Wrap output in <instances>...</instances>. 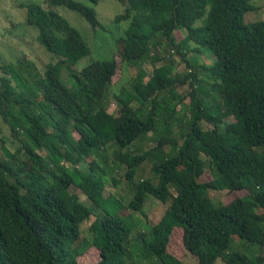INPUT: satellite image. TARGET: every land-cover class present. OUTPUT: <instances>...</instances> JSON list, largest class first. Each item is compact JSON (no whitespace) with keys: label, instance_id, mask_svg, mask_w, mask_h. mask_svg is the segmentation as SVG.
Returning <instances> with one entry per match:
<instances>
[{"label":"trees","instance_id":"trees-1","mask_svg":"<svg viewBox=\"0 0 264 264\" xmlns=\"http://www.w3.org/2000/svg\"><path fill=\"white\" fill-rule=\"evenodd\" d=\"M251 1L122 0L113 21L129 23L115 40L117 52L79 70L75 64L90 52L82 34L53 9L22 5L25 23L37 28V41L54 55L41 73L34 72V62L0 64V117L20 142L14 151L0 143V264H80L77 257L91 246L99 256L93 264H129L133 223L128 210L143 213L147 195L169 204L141 237L139 254L132 251L146 264H185L168 250L170 244L196 256L195 264H213L217 258L226 264H264V19L244 21V14L256 8ZM48 3L102 27L92 5ZM177 29L183 31L180 40ZM164 45L175 52L155 66L161 59L156 48ZM202 48L215 56L202 65L214 79L210 85L197 76V59L188 57ZM117 57L138 71L129 89L121 87L116 94L119 108L112 114L104 100L119 68ZM146 60L154 65L149 76L139 70ZM179 63L189 70L176 72ZM63 71L71 78L69 86ZM201 82L217 91L219 104L234 117L223 131L215 115L220 105L203 98L197 89ZM182 84L190 87V116L178 142L171 135L179 111L176 88ZM163 90L171 94L169 101L160 100ZM134 101L139 105L133 107ZM145 104L150 106L143 113ZM156 115L163 123L156 145L141 153L126 151L138 136L156 130ZM20 130L27 140L19 137ZM108 144L117 146L110 162L97 155ZM166 144L174 152L152 163V177L133 183L136 167ZM202 153L215 170L208 180ZM105 177L116 188L121 179L131 183L125 204L114 193L105 195ZM209 189H226L232 197L216 204ZM91 217L90 238H81L82 224ZM176 227L180 231L174 235ZM232 236L256 244L257 253L230 251Z\"/></svg>","mask_w":264,"mask_h":264},{"label":"rangeland","instance_id":"rangeland-1","mask_svg":"<svg viewBox=\"0 0 264 264\" xmlns=\"http://www.w3.org/2000/svg\"><path fill=\"white\" fill-rule=\"evenodd\" d=\"M85 3L86 5H92L96 10V15L102 27L93 28L90 23L77 11L72 10L64 5H51L49 6L48 0H0V64L4 63H14L16 64L19 60L34 62L36 69L34 72L41 73L47 62H49L54 54L47 52L42 45L37 41L38 30L32 25L25 23L26 17V6L28 4H39L44 9H53L64 17L73 27H75L84 37L87 42L90 52L89 54L82 57L74 66V69L79 70L81 67L87 65L95 59L105 60L110 59L117 52V47L115 40L123 35L125 29L128 26L129 20H121L118 23L113 21V17L118 12L122 11L124 5L122 0H98L96 4H92L88 0H77ZM252 4L256 6L255 9L247 11L244 14V21L251 22L256 20L264 19V0H252ZM197 24L200 21L196 22ZM176 40H180L183 37V31L177 29L174 32ZM165 46V45H164ZM193 46V44H192ZM204 52L190 51L188 57L191 59H197L196 61V72L197 76L200 79H208L206 72L202 69L203 64H209L215 59V56L212 52L208 51L205 48L201 49ZM156 51L160 53L161 59L154 63L155 66L164 64L169 60V54H174L175 48L171 46H165L163 48H156ZM55 58V57H54ZM118 61H119V57ZM154 65L151 61L146 60L143 64L140 65L139 70L144 72L146 76H149L152 72ZM188 67L184 63H179L176 67V72L183 74L188 71ZM137 66H128L124 63H120L117 73L114 76L111 86L106 90L104 104L107 110L112 114L118 113L119 104L116 100V94L119 93L121 87L129 89V83L131 78L137 73ZM1 74V73H0ZM63 77L66 84L69 86L71 84V78L66 76V72L63 71ZM209 85L213 83L214 79H208ZM202 83V84H201ZM201 86H197V89L201 91L203 98L211 106L218 104L220 107L215 115L217 116V122L219 129L223 131L226 124L234 121V117L231 113L227 112L221 104H219V97L217 96V91H214L206 82H201ZM189 91L190 87L187 84L178 85L176 88V94L178 99H174L177 102V109L179 111L176 113L178 120L174 121L172 129V137L175 138L178 142H181V134L188 130L189 125ZM205 93V94H204ZM171 94L167 90H163L160 94V100L163 102V97L166 101L170 100ZM169 99V100H168ZM161 102V103H162ZM133 107L139 105L138 102H132ZM149 104L143 105V113L149 107ZM159 113L157 112V115ZM157 128L154 132H148L146 135L138 136L133 142H131L125 149L133 153H141L142 151L153 148L157 139L159 138L161 132L163 133V123L160 120L161 116H157ZM208 125L204 123V125ZM188 126V127H187ZM19 137L23 140H27L23 131L20 130ZM0 143L3 142V146L9 150L14 151L20 145L19 139L13 137L10 133L8 125L0 117ZM117 146L114 144H108L104 147H101L97 150V155L99 157H106L107 161H112L113 154L116 151ZM38 152L42 155L46 154L44 149H38ZM174 151L171 150L170 145H162V147L153 149L149 156L142 161V163L136 167L134 177L132 179L133 183L138 182L143 178L152 177L151 165L153 162L170 156ZM201 157L205 161V172L204 178L210 179L215 176V170L210 162L203 153ZM70 165V164H69ZM84 168L85 165L82 164L79 166ZM125 167L122 165L118 169V173L123 172ZM109 176V175H108ZM106 178V187L104 189L105 195L115 194V197L125 204L124 197H128L132 192L131 183H125V179H121L119 188L113 187L110 183L109 177ZM79 198L86 205H90V202L86 199L85 195L80 191L76 190ZM244 191H242L243 193ZM209 195L214 203L218 204L220 202H228L232 197V194L226 189H209ZM114 203V202H113ZM169 202H161L158 199L154 198L152 195H147L144 206L143 213L128 210L131 214L133 229L131 231L129 241L127 243L128 250V262L129 264H146L145 261L140 260L136 254H132V251L135 252L141 244H143L141 237H147V233L151 229L150 227L155 224L160 217L165 212L168 207ZM119 207V206H117ZM124 208H120L119 211ZM126 219H129L128 215H124ZM94 217V216H93ZM85 221L82 224L81 229V238L89 239L91 231L89 230V224L91 223L92 218ZM180 228L176 227L173 231L174 235L177 234ZM176 248V249H175ZM258 246L256 244L249 245L247 241L238 240L235 236H232L230 239V251H243L250 255L257 253ZM168 250L172 252L176 251L179 258L185 264H195L197 258L194 255H191L189 252H186L181 248L179 244H170ZM138 250H137V252ZM80 264H93L98 259V251L94 247H89L83 252L82 255L77 257ZM213 264H226L221 258H217Z\"/></svg>","mask_w":264,"mask_h":264}]
</instances>
